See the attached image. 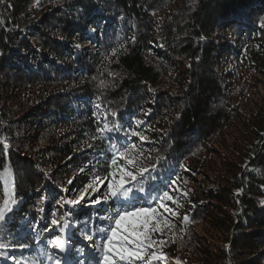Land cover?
Masks as SVG:
<instances>
[{"label":"trees","instance_id":"trees-1","mask_svg":"<svg viewBox=\"0 0 264 264\" xmlns=\"http://www.w3.org/2000/svg\"><path fill=\"white\" fill-rule=\"evenodd\" d=\"M0 137V264H97L107 217L164 191L132 264H264V0H0ZM120 167L149 171L115 200Z\"/></svg>","mask_w":264,"mask_h":264},{"label":"snow or ice","instance_id":"snow-or-ice-1","mask_svg":"<svg viewBox=\"0 0 264 264\" xmlns=\"http://www.w3.org/2000/svg\"><path fill=\"white\" fill-rule=\"evenodd\" d=\"M116 49H113V54H115ZM115 115V113H113ZM111 131L108 129V126L105 124L104 128L101 131ZM0 145H2V150H8V143L4 137H0ZM115 149L116 146L113 145ZM136 146H126L123 151L117 150V156L122 159H127L129 165H134L135 160L129 156V153L135 150ZM112 165L117 164L116 158H113L111 161ZM155 166H153L154 168ZM148 169H139L137 172L129 170L127 167H120L117 171H114L109 174L111 179L107 183V188L111 198L119 200L121 196L125 199L128 197V193L132 191L131 188H127L126 185L129 182H138L137 177H143L144 173L148 172ZM117 174L119 178L117 179ZM96 180L100 181L101 184H104V180L100 177H97ZM92 191H98L94 185H88ZM141 192L144 191L143 188L140 189ZM109 197H105V202H107ZM173 200V197L169 195L168 191H164L161 194H158L152 201L151 204L147 206L134 207L133 210H120L118 209L111 217L107 219L115 220V227L109 226L108 229H101L105 233L104 243L102 248H97V251L103 253L100 260L97 261V264H117L122 262V264H132L133 261H144L146 250L149 247L153 246V241L150 239V233L153 231H162L161 224L165 227L168 226L169 221L167 219H161V214L158 212V209H164L165 212H171L174 216L176 215L175 211L168 208L165 201ZM100 202L99 200L93 201V203ZM67 205H75L77 201L69 200L65 202ZM264 203V202H262ZM18 206V200L14 196L13 191L6 193V198L3 200L2 205H0V225L6 226L8 223V217L14 213L15 207ZM61 207H64L62 204ZM70 212H64L60 216V220H63L64 226H60V223L57 219L53 218L51 224L58 226L61 229V233L65 231V228L68 225V218ZM100 219H105L101 217ZM188 217L185 216L184 220L188 221ZM49 230L50 229H47ZM110 232V234H108ZM92 236H85V240H92ZM163 243V241H161ZM49 247L58 250L59 252H66L68 250V240L67 237L61 235H56L49 242ZM10 245L7 243H0V249L8 248ZM21 248L27 247L28 245L19 244ZM51 259V257H49ZM159 257L153 253L149 260H156ZM54 264H61L59 260H56ZM147 264V262H146Z\"/></svg>","mask_w":264,"mask_h":264},{"label":"rangeland","instance_id":"rangeland-1","mask_svg":"<svg viewBox=\"0 0 264 264\" xmlns=\"http://www.w3.org/2000/svg\"><path fill=\"white\" fill-rule=\"evenodd\" d=\"M83 45H85L84 42H83ZM39 55H40V59L38 60V65L42 63V58H41L42 55H41L40 53H39ZM202 186H204V184H202ZM208 186L211 187V184L209 183ZM85 194H86V192H84L83 197L85 196ZM83 197H82V198H83ZM99 200H101V199H99ZM98 204H99V203H91V205H92V206H95V207L98 206ZM185 216H186V215H184V217H185ZM184 217H183V219H184ZM65 237H67V239L69 238V231H68V230H66V235H65ZM89 249H92V247H91L90 245H89Z\"/></svg>","mask_w":264,"mask_h":264}]
</instances>
